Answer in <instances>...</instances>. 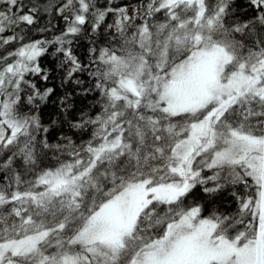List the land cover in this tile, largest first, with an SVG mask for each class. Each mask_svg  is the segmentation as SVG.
Here are the masks:
<instances>
[{"label": "snow or ice", "instance_id": "obj_1", "mask_svg": "<svg viewBox=\"0 0 264 264\" xmlns=\"http://www.w3.org/2000/svg\"><path fill=\"white\" fill-rule=\"evenodd\" d=\"M0 264H264V0H0Z\"/></svg>", "mask_w": 264, "mask_h": 264}]
</instances>
